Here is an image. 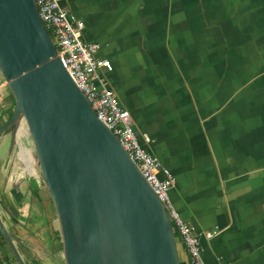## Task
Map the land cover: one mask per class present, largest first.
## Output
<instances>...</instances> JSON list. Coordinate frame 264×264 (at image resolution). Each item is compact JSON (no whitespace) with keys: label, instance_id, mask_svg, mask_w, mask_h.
I'll use <instances>...</instances> for the list:
<instances>
[{"label":"crops","instance_id":"1","mask_svg":"<svg viewBox=\"0 0 264 264\" xmlns=\"http://www.w3.org/2000/svg\"><path fill=\"white\" fill-rule=\"evenodd\" d=\"M209 264H264V0H63ZM0 74V125L14 110ZM21 130V128H20ZM19 129L0 135V217L25 264H65L57 218ZM147 136V142L144 137ZM217 231L212 237L206 232ZM4 264H17L0 239ZM180 262L188 253L179 240Z\"/></svg>","mask_w":264,"mask_h":264},{"label":"water","instance_id":"2","mask_svg":"<svg viewBox=\"0 0 264 264\" xmlns=\"http://www.w3.org/2000/svg\"><path fill=\"white\" fill-rule=\"evenodd\" d=\"M0 74L26 123L65 264H181L163 204L58 56L34 0H0ZM0 233L25 264L0 217Z\"/></svg>","mask_w":264,"mask_h":264},{"label":"built area","instance_id":"3","mask_svg":"<svg viewBox=\"0 0 264 264\" xmlns=\"http://www.w3.org/2000/svg\"><path fill=\"white\" fill-rule=\"evenodd\" d=\"M39 16L57 47L63 66L91 105L97 118L117 136L130 160L163 204L173 230L188 253V264H207L202 258L199 236L183 221L170 199L176 178L169 168L140 142L129 111L123 108L100 70H112L108 59L98 58L99 44L83 37L84 22L63 4V0H34ZM144 139L148 142L147 136ZM217 231L206 232L212 237ZM0 252V264H4ZM209 264H221L219 262Z\"/></svg>","mask_w":264,"mask_h":264},{"label":"rangeland","instance_id":"4","mask_svg":"<svg viewBox=\"0 0 264 264\" xmlns=\"http://www.w3.org/2000/svg\"><path fill=\"white\" fill-rule=\"evenodd\" d=\"M20 128H21V130H20ZM18 129L23 134V136L21 137V140L25 141V138H26V140H28V142L30 144L29 145V147H30L29 151H32V155L35 157L34 158L35 159L34 161H36L35 162L36 163L35 167L38 170V161H37V158H36V155H35V151H34V147H33V144H32V140H31V137L29 135V132H28L26 123H25V121L23 119L20 121L19 126H18ZM177 241L179 242V239H177ZM181 264H185V263L183 261H181Z\"/></svg>","mask_w":264,"mask_h":264},{"label":"trees","instance_id":"5","mask_svg":"<svg viewBox=\"0 0 264 264\" xmlns=\"http://www.w3.org/2000/svg\"><path fill=\"white\" fill-rule=\"evenodd\" d=\"M0 239L3 241V243H5V242H4V240H3V238H2V235H1V233H0Z\"/></svg>","mask_w":264,"mask_h":264}]
</instances>
